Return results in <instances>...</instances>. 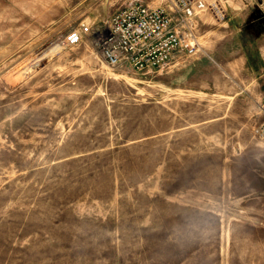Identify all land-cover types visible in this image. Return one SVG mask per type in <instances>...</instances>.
<instances>
[{
    "label": "rangeland",
    "instance_id": "rangeland-1",
    "mask_svg": "<svg viewBox=\"0 0 264 264\" xmlns=\"http://www.w3.org/2000/svg\"><path fill=\"white\" fill-rule=\"evenodd\" d=\"M136 1L0 0V264H264V0L161 70L58 46Z\"/></svg>",
    "mask_w": 264,
    "mask_h": 264
},
{
    "label": "built area",
    "instance_id": "built-area-1",
    "mask_svg": "<svg viewBox=\"0 0 264 264\" xmlns=\"http://www.w3.org/2000/svg\"><path fill=\"white\" fill-rule=\"evenodd\" d=\"M209 13L216 24L227 20L220 0H165L164 7L151 8L136 1L111 14L97 28L81 25L63 34L61 48H73L91 39L109 68L129 67L138 73L161 70L180 51L196 53L194 20ZM255 137L264 139V123L254 127Z\"/></svg>",
    "mask_w": 264,
    "mask_h": 264
},
{
    "label": "crops",
    "instance_id": "crops-1",
    "mask_svg": "<svg viewBox=\"0 0 264 264\" xmlns=\"http://www.w3.org/2000/svg\"><path fill=\"white\" fill-rule=\"evenodd\" d=\"M249 70H251L252 69V67L253 66H246ZM259 68H261V71L264 69V67L262 66H259ZM233 70L235 71V66H234V68H233Z\"/></svg>",
    "mask_w": 264,
    "mask_h": 264
}]
</instances>
